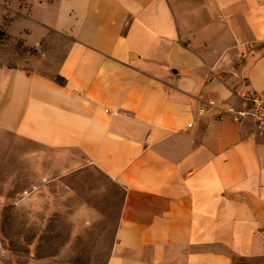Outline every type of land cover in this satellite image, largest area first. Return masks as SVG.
<instances>
[{"label":"crops","instance_id":"1","mask_svg":"<svg viewBox=\"0 0 264 264\" xmlns=\"http://www.w3.org/2000/svg\"><path fill=\"white\" fill-rule=\"evenodd\" d=\"M0 33V139L113 232L105 264L264 263V133L198 115L264 95V0H0ZM10 41L63 83L6 66Z\"/></svg>","mask_w":264,"mask_h":264},{"label":"rangeland","instance_id":"2","mask_svg":"<svg viewBox=\"0 0 264 264\" xmlns=\"http://www.w3.org/2000/svg\"><path fill=\"white\" fill-rule=\"evenodd\" d=\"M3 44L6 66L57 78L59 59L53 60L48 43L38 50L28 49L21 41ZM20 144L0 139V264H105L113 232L89 230L87 222L75 215L77 204L70 202L67 180L47 184L51 175L36 174L33 154L43 150L31 143ZM77 198L81 207L91 204L84 187Z\"/></svg>","mask_w":264,"mask_h":264},{"label":"built area","instance_id":"3","mask_svg":"<svg viewBox=\"0 0 264 264\" xmlns=\"http://www.w3.org/2000/svg\"><path fill=\"white\" fill-rule=\"evenodd\" d=\"M237 97L240 100L238 109L229 108L217 99H210L201 103L198 115L215 119L229 118L239 125L247 124L253 133H264V95L245 92V94L237 93Z\"/></svg>","mask_w":264,"mask_h":264},{"label":"trees","instance_id":"4","mask_svg":"<svg viewBox=\"0 0 264 264\" xmlns=\"http://www.w3.org/2000/svg\"><path fill=\"white\" fill-rule=\"evenodd\" d=\"M56 82H58L59 84L63 83V80L60 78H56Z\"/></svg>","mask_w":264,"mask_h":264}]
</instances>
